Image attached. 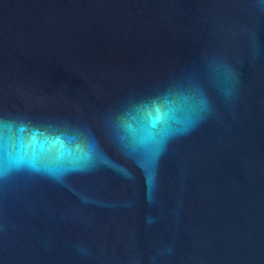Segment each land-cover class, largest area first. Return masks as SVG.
<instances>
[{
    "label": "water",
    "instance_id": "95a60500",
    "mask_svg": "<svg viewBox=\"0 0 264 264\" xmlns=\"http://www.w3.org/2000/svg\"><path fill=\"white\" fill-rule=\"evenodd\" d=\"M0 264H264V0H0Z\"/></svg>",
    "mask_w": 264,
    "mask_h": 264
}]
</instances>
